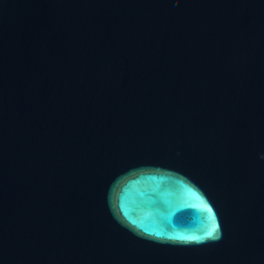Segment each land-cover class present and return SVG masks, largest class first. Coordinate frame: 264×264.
<instances>
[{
    "label": "water",
    "instance_id": "1",
    "mask_svg": "<svg viewBox=\"0 0 264 264\" xmlns=\"http://www.w3.org/2000/svg\"><path fill=\"white\" fill-rule=\"evenodd\" d=\"M0 264H264V0H0Z\"/></svg>",
    "mask_w": 264,
    "mask_h": 264
},
{
    "label": "snow or ice",
    "instance_id": "2",
    "mask_svg": "<svg viewBox=\"0 0 264 264\" xmlns=\"http://www.w3.org/2000/svg\"><path fill=\"white\" fill-rule=\"evenodd\" d=\"M215 231H216V228L214 227V228H213L211 231H209L206 235H207L208 237H212V236L214 235Z\"/></svg>",
    "mask_w": 264,
    "mask_h": 264
}]
</instances>
